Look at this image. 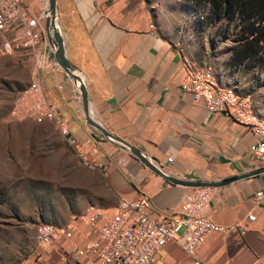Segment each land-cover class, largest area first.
Returning <instances> with one entry per match:
<instances>
[{
    "label": "crops",
    "instance_id": "0c3cea01",
    "mask_svg": "<svg viewBox=\"0 0 264 264\" xmlns=\"http://www.w3.org/2000/svg\"><path fill=\"white\" fill-rule=\"evenodd\" d=\"M165 1L56 0L66 57L84 80L90 118L171 177L216 183L264 168L249 155L255 139L248 127L207 112L183 91L184 54L173 28L178 20L174 11L162 9ZM25 10L44 29L46 1L39 13L26 5ZM49 51L44 45L42 70L37 68V83L31 84L39 86L56 122L65 127L68 143L116 199L84 212L98 210L111 218L121 200H141L154 220L176 217L189 188L166 183L86 125L78 92L48 61ZM212 188L204 214L220 230L210 233L193 256L176 242L165 243L153 264H264V199L252 202L257 192L264 193V172ZM75 217L64 226L71 237L47 248L37 264H87L86 257L71 253L92 239L88 226Z\"/></svg>",
    "mask_w": 264,
    "mask_h": 264
},
{
    "label": "rangeland",
    "instance_id": "374dc122",
    "mask_svg": "<svg viewBox=\"0 0 264 264\" xmlns=\"http://www.w3.org/2000/svg\"><path fill=\"white\" fill-rule=\"evenodd\" d=\"M193 1L161 3L164 11L175 12L173 28L183 56L211 67L223 87L248 99L252 110L264 116V69L225 68L236 21L220 19L200 27ZM24 4L36 14L45 0ZM207 13L204 9L201 15ZM7 38L14 41V54L0 56V264H37L49 250L36 240L40 224L61 228L85 214L87 206H106L116 199L99 172L83 163L56 120L37 119L28 88L37 83V68L42 70L44 42L35 48L36 58L20 36L2 33L0 44Z\"/></svg>",
    "mask_w": 264,
    "mask_h": 264
},
{
    "label": "bare ground",
    "instance_id": "6f19581e",
    "mask_svg": "<svg viewBox=\"0 0 264 264\" xmlns=\"http://www.w3.org/2000/svg\"><path fill=\"white\" fill-rule=\"evenodd\" d=\"M2 33L20 36L24 46L32 51H36L40 42H44L51 51L45 28H41L37 18L27 14L24 0H0V34ZM13 48L12 39H3L0 56H13ZM182 63L185 71L183 91L190 94L194 102H201L207 112L222 113L248 127L255 139L248 149L249 155L264 167V116L252 110L248 99L223 87L216 80L211 67L199 66L188 57H183ZM28 93L35 98L33 109L37 119L54 120V113L41 96L39 86H30ZM60 130L67 135L65 127L60 126ZM213 192L212 187L187 189L177 216L163 220L150 218L141 200H121L111 218H106L98 210H91L75 220L88 226L92 239L80 248L74 246L71 253L74 258L86 257L87 264H153L155 254L165 243L173 241L193 256L194 250L210 233L220 230L204 214ZM263 199L264 193L257 192L252 202L258 205ZM71 234L72 230L69 228H56L43 223L37 228L36 240L43 247L49 248L61 239H69Z\"/></svg>",
    "mask_w": 264,
    "mask_h": 264
},
{
    "label": "trees",
    "instance_id": "16d2710c",
    "mask_svg": "<svg viewBox=\"0 0 264 264\" xmlns=\"http://www.w3.org/2000/svg\"><path fill=\"white\" fill-rule=\"evenodd\" d=\"M193 2L195 6L191 9L200 27L220 19L237 23L236 38L233 39V45L229 49L230 55L225 62V68L243 65L249 70L264 69V0H194ZM199 9H207L208 13L202 16V10Z\"/></svg>",
    "mask_w": 264,
    "mask_h": 264
},
{
    "label": "water",
    "instance_id": "95a60500",
    "mask_svg": "<svg viewBox=\"0 0 264 264\" xmlns=\"http://www.w3.org/2000/svg\"><path fill=\"white\" fill-rule=\"evenodd\" d=\"M47 8L44 12V28L46 34V40L51 47V51L48 53V59L51 63L55 64L73 83L74 88L77 90L82 114L84 118V122L86 125L91 127L94 131L98 132L103 139L118 145L119 147L127 150L135 159H137L143 166L148 168L152 173L159 176L166 183L182 186L186 188H195V187H220L226 185L230 182L236 181L241 178H245L260 172H264V168H260L255 172H251L249 174L240 176V177H232L220 182L216 183H206V182H194L190 180L178 179L175 177L168 176L163 173L159 168L155 166V164L143 155L136 148L123 141L122 139L110 134L105 128H103L100 124L92 120L88 113V95L86 92V87L84 80L80 78L81 74L78 69L70 63L68 58L66 57L64 40L63 36L57 21L56 15V0H45ZM56 23V24H55Z\"/></svg>",
    "mask_w": 264,
    "mask_h": 264
}]
</instances>
